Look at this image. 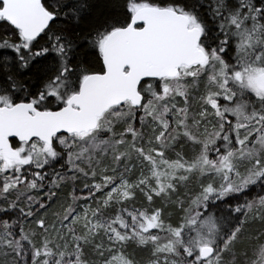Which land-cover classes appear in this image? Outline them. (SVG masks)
Instances as JSON below:
<instances>
[{
  "label": "snow or ice",
  "instance_id": "1",
  "mask_svg": "<svg viewBox=\"0 0 264 264\" xmlns=\"http://www.w3.org/2000/svg\"><path fill=\"white\" fill-rule=\"evenodd\" d=\"M0 0V264H264V0Z\"/></svg>",
  "mask_w": 264,
  "mask_h": 264
},
{
  "label": "trees",
  "instance_id": "2",
  "mask_svg": "<svg viewBox=\"0 0 264 264\" xmlns=\"http://www.w3.org/2000/svg\"><path fill=\"white\" fill-rule=\"evenodd\" d=\"M108 0H92L94 7L92 9L94 14H101L106 11V4Z\"/></svg>",
  "mask_w": 264,
  "mask_h": 264
}]
</instances>
